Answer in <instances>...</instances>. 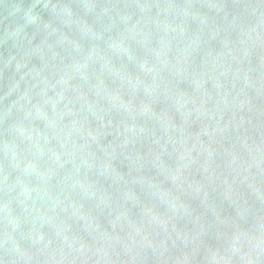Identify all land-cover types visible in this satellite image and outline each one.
I'll return each mask as SVG.
<instances>
[{"label":"water","instance_id":"water-1","mask_svg":"<svg viewBox=\"0 0 264 264\" xmlns=\"http://www.w3.org/2000/svg\"><path fill=\"white\" fill-rule=\"evenodd\" d=\"M0 264H264V0H0Z\"/></svg>","mask_w":264,"mask_h":264}]
</instances>
